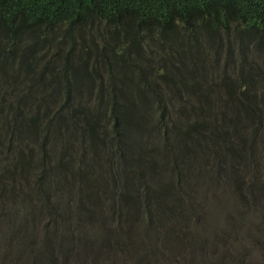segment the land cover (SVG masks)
I'll return each instance as SVG.
<instances>
[{"label": "trees", "instance_id": "trees-1", "mask_svg": "<svg viewBox=\"0 0 264 264\" xmlns=\"http://www.w3.org/2000/svg\"><path fill=\"white\" fill-rule=\"evenodd\" d=\"M257 139L264 0H0V264H264Z\"/></svg>", "mask_w": 264, "mask_h": 264}, {"label": "rangeland", "instance_id": "rangeland-1", "mask_svg": "<svg viewBox=\"0 0 264 264\" xmlns=\"http://www.w3.org/2000/svg\"><path fill=\"white\" fill-rule=\"evenodd\" d=\"M217 120H219V117L218 118H216V121ZM249 126H251L250 124H249ZM233 128L234 127H231V128H229L228 130V133H230L231 131L230 130H232L233 131ZM263 129V128H262ZM262 129H260V130H258V129H256L258 132H261L262 131ZM177 132V129L176 130H174V133H176ZM221 140H223V139H221ZM252 144H257V146L261 149V150H263L264 151V145H261V144H264V143H262V142H260L259 141V139H257L255 142H253ZM5 156H6V154L5 153H3ZM7 157V156H6ZM50 170L49 169H47L46 170V173L47 172H49ZM37 172V171H36ZM193 172V171H192ZM167 180V179H166ZM165 180V181H166ZM9 181V183H8V187H7V194H12V192L13 193H17V189H16V184H15V182L17 183V185H18V180H16L15 178H11V179H9V178H5V183L6 182H8ZM9 202H10V204H11V201L9 200ZM6 245H7V243H6Z\"/></svg>", "mask_w": 264, "mask_h": 264}]
</instances>
